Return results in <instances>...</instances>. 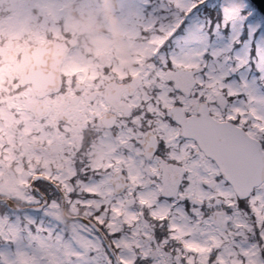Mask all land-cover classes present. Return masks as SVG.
<instances>
[{
	"label": "snow or ice",
	"instance_id": "1",
	"mask_svg": "<svg viewBox=\"0 0 264 264\" xmlns=\"http://www.w3.org/2000/svg\"><path fill=\"white\" fill-rule=\"evenodd\" d=\"M62 5L0 0V264H264V0H116L130 70Z\"/></svg>",
	"mask_w": 264,
	"mask_h": 264
},
{
	"label": "rangeland",
	"instance_id": "2",
	"mask_svg": "<svg viewBox=\"0 0 264 264\" xmlns=\"http://www.w3.org/2000/svg\"><path fill=\"white\" fill-rule=\"evenodd\" d=\"M63 3H70V7L66 6L65 10H61L62 19L76 18L73 23L78 34L82 27L91 28L90 35L92 36L89 39L94 51L115 50L118 53L116 59L121 65L126 64L128 65L126 69H131L133 57L116 15V0H63ZM91 23H99L101 25L98 27L99 31H94L96 26L90 25Z\"/></svg>",
	"mask_w": 264,
	"mask_h": 264
},
{
	"label": "flooded vegetation",
	"instance_id": "3",
	"mask_svg": "<svg viewBox=\"0 0 264 264\" xmlns=\"http://www.w3.org/2000/svg\"><path fill=\"white\" fill-rule=\"evenodd\" d=\"M70 7V3L64 4L62 5L61 10H65L67 7ZM72 8V7H71ZM71 15H73V13H71ZM76 18L73 17H69V19L64 20L62 19V23H61V30L64 33H68L69 36L71 37V43L75 46V51L77 53V55L81 58L83 57H92L95 59H98L101 63H107V57L103 55V51L97 50L94 51L93 49V45L92 43H90V39L89 37H91L92 35H90V30L91 28L89 27H82L80 30V33H77V29L76 26L73 22H75ZM93 23H91L90 25H92ZM96 26L94 31H99V28L101 25H99V23H95L93 24ZM7 67V66H6ZM124 68H128V65L124 64L123 66ZM90 152V159L92 160V162H98L100 159V155H101V148L96 145L93 144L91 146L90 149H86Z\"/></svg>",
	"mask_w": 264,
	"mask_h": 264
}]
</instances>
